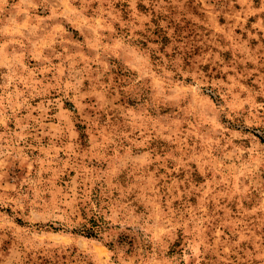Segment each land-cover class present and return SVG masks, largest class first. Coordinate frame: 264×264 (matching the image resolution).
Masks as SVG:
<instances>
[{
  "label": "rangeland",
  "instance_id": "1",
  "mask_svg": "<svg viewBox=\"0 0 264 264\" xmlns=\"http://www.w3.org/2000/svg\"><path fill=\"white\" fill-rule=\"evenodd\" d=\"M8 2L12 7L0 14V95L3 94L2 86L7 82L9 97L13 92L21 93L17 101L26 100L31 106L33 119L29 123L36 125L41 133L55 132L57 126L63 123L78 143L69 144L67 140L53 143V137L47 134L39 140L28 137L26 142L21 141L17 145V153L22 152V155L16 159L8 157L0 167V195L9 197L0 205V213L3 214L0 224L5 225L0 237H6L0 244V253L4 254L6 264H10L14 257L16 264H107L110 258L115 259L110 254L116 252L126 257L123 264H144L148 259L146 254L151 253V246L140 244L130 230L128 233H113L114 239H105L103 218H89L84 209L80 210L79 218L88 220L92 227L76 229L65 235L62 228L48 222L49 216L14 211L11 204L17 189L28 193L25 178L35 177L37 171L39 178L45 182L56 177L53 182L57 190L72 187L70 181H77L78 169L82 166L118 177L121 187L135 171L130 165L135 163L133 156L137 149L129 151L127 141L118 150L110 148L105 163L99 166V158L104 153L95 150L93 143L99 133L89 134V123L81 114L95 115L90 105L97 103L96 96L87 93H99L101 86L109 84L117 85L123 97L115 101L116 107L127 109L129 118L134 119L139 114V104L124 92L133 77L137 80L141 77L136 64H130L128 59L122 61L118 55L91 54L102 46L118 51L119 37L109 29H116L120 35L124 32L129 36L133 34L129 29H121V20L137 24L135 35L139 39L131 48H139L143 52L151 45H157L162 54L173 48L164 56L149 52L146 60L132 52V56L145 66L143 79L154 87L160 86L158 77L161 71L169 74L176 72L171 66L165 69L163 61H175L179 53L183 57V67L179 72L191 70L193 74L184 76L177 72L168 83L175 87L178 95L191 86L193 98L203 109L198 113L191 101L182 104L186 111L194 114L180 124L176 143L163 139L150 141L152 151L157 154L178 149L183 142L185 148L197 149L196 160L202 161L189 163L188 166L193 169L190 177L183 170L171 171L169 183L173 179L185 181L171 193L173 205L179 207L183 201L189 206V215L185 220L190 219L195 210L196 217L203 220L204 236L211 250L204 251L201 246L197 253H193L184 231L177 229L176 239L167 245L164 252L166 264H175L176 261L179 264H264V11H257L262 6V0H253L251 9L239 0H151L150 4L144 3V0H136L135 4L132 0H113L111 10L117 19L111 23L108 22L109 5L102 4L101 0H91L90 3L86 0ZM137 16L150 17L143 21V31ZM109 37L112 38L111 44ZM185 42L187 51L181 52L179 47H173ZM70 57L78 58L74 66L82 70L79 73L82 77L81 92L85 94L79 101L68 99L63 91L53 87L61 85L68 88L70 83H74L65 78L67 73L61 75V71L69 67ZM202 57L206 62H199ZM148 66L152 67L151 76L147 72ZM197 69L207 81L201 89L203 97L211 100L213 105L223 106L226 93L247 101L242 115L233 113L232 120L227 116H221L219 120L228 128L226 136L239 133L243 137L242 140H233L237 147H243L237 155H233L231 146L225 149L223 159L215 152L205 155V140L202 137L213 126L204 123L207 117L204 115L203 97L195 96L194 76ZM56 76L60 79H55ZM217 82L219 87H215ZM28 85L31 87L28 88ZM110 91L115 96L116 89ZM151 93L152 89L147 87L140 90L145 104ZM68 96L74 97V93L69 91ZM8 112L11 113V109ZM171 113L170 107L159 109L160 117L167 118ZM28 115V109L21 106L15 118L6 122V128L0 124V132L9 129L18 132L17 123ZM147 115L156 117L152 109H148ZM36 118L42 120L38 125ZM109 118L114 124L124 121L123 115L108 112L101 117L102 123ZM128 130L131 131V127ZM208 139L214 137L209 135ZM0 143V151L9 147L7 142ZM81 150L83 154L78 160L72 158V152ZM36 158H39V163L33 162ZM149 171L156 169L150 166ZM159 172L163 175L164 169ZM73 191L79 194L80 189L75 187ZM92 196L95 202L98 199L95 187ZM177 196L180 200L175 199ZM45 198L53 200L54 194L47 192ZM137 210L142 212L144 209ZM21 229L32 231L34 239L52 241L59 246L23 249L21 255L17 239ZM88 229H93L91 231L95 234L88 236ZM125 246L127 250L121 251Z\"/></svg>",
  "mask_w": 264,
  "mask_h": 264
},
{
  "label": "clouds",
  "instance_id": "2",
  "mask_svg": "<svg viewBox=\"0 0 264 264\" xmlns=\"http://www.w3.org/2000/svg\"><path fill=\"white\" fill-rule=\"evenodd\" d=\"M47 3V0H44ZM62 2V0H58ZM90 3L91 0H86ZM136 0H132L135 4ZM151 0H144V3L150 4ZM243 6H247L251 9L253 0H239ZM101 3H107L109 5L108 22L115 21L117 17L113 15L111 5L113 0H101ZM8 0H0V14L4 13L7 8H11ZM257 11H264V0H262V6ZM247 14H251L248 12ZM150 17L141 18L139 16L136 19L140 22L141 30L143 31V21ZM239 20V16L236 17ZM121 29H129L133 34L128 35L124 32L120 35L116 32V29L110 28L109 31L119 37L120 44L118 51L113 48L105 49L103 46L97 50V52L91 53L92 55L103 54L106 57L111 55H118L121 60L128 59V62L135 63L137 71L140 72L141 77L137 80L133 77L129 82V87L124 90L125 95L130 99L136 100L139 104L137 110L139 114L135 115V118H129L127 109H119L116 107L115 101L122 99L121 93L117 85L109 84L101 86V91L96 93L92 91L87 93L89 95L96 96L97 103L90 105V108L95 112V115L82 112L85 119L89 123L90 135H96L93 141L95 150L103 152L104 155L100 156L98 164L100 167L105 163L107 152L110 148L120 149L124 142L129 143V151L132 148L137 149V153L133 156L134 165H130V168L134 166L135 171L130 175L123 187L120 186L118 177H113L110 173L96 172L94 169L82 166L78 169L79 176L77 181L71 182L72 187L66 190H57L53 181L56 177H53V181H42L39 178V172H36L35 177L29 176L25 178V183L28 184V193L24 194L21 189H17L16 196L11 199V204L14 206V211L18 210L21 213H31L35 215L42 213L49 216V223H55L57 227L63 229L65 235H70L73 230L91 228L92 225L88 223V220L80 219V210L84 209L89 218L92 216L102 217L104 225L102 232L105 239H114L113 233H128L130 230L131 235L136 237L140 244L144 246H151V253L146 254L148 259L144 264H166L164 260V252L168 244L173 242L177 237V229H181L185 233V238L188 242V246L192 249L193 253H197L201 246L204 247V251L211 250V245L208 244L207 238L204 236L203 220L196 217L195 210L191 213V218L185 220V217L189 215L186 204L181 201L179 207L173 205L174 191H177L179 185L185 183V181L169 180L172 179L169 175L171 171L180 172L184 171L187 176H191L193 169L188 165L190 162L195 161L202 163V161L196 160L197 149H188L183 146V142H180L178 149H171L165 153L157 154L152 151L150 141L153 139H163L168 142L176 143L177 133L179 132V126L183 122H186L194 113L186 111L182 104H188L191 101L199 111L203 110L199 101L193 98V89L188 86L186 92H182L180 95L176 93L174 86L168 82L172 78V75H192V71L179 72V69L183 67V57L179 53L176 54V60L163 61L164 68L167 69L171 66L176 72L169 74L167 71H161L159 79L161 81L160 86L154 87L149 81L143 79V72L145 66L137 61L136 57L132 56V52H136L139 57L147 59L149 52H155L157 55H167L173 51L170 47L167 53H160L159 46L151 45L148 50L141 51L139 48H131L130 46L138 41V37L135 35L137 30L136 23H127L120 21ZM111 37H109V43L111 44ZM184 45H173V47H179L181 52L187 51ZM78 60L77 57H70L68 64L69 67L61 71V75H64L66 79L74 83H70L68 88H64L61 85H53L58 91H63L65 97L68 99L75 98L79 101L85 93L81 92V76L80 71L74 66V62ZM200 63L206 62L202 57ZM47 71V69H45ZM148 75L152 74V67H147ZM55 79H60L56 76ZM195 83V96L203 97L201 92L202 87L207 84L199 70L197 69L194 76ZM219 82L215 87H219ZM3 94L0 95V124L5 125L9 119H14L19 113L21 106L25 107L29 111L28 117H22L21 121L17 123L19 129L18 132H12L10 129L5 132H0V142H7L9 147L0 151V167H3L8 157L13 159L22 155V152L17 153V145L21 141L27 140L31 137L33 140H39L43 135L47 134L53 137V143L55 141L67 140L69 144H77L73 133L69 132L61 123L57 126V131L51 133H41L36 125L29 123L33 119L31 116V106L24 101H17L18 96H22L21 93L13 92L11 98L8 95L7 82L2 86ZM31 85H28L30 88ZM152 89V93L147 104L144 103L140 90L143 88ZM25 89V91L28 90ZM183 88V85H182ZM111 89H116L115 96L112 95ZM135 89V91H133ZM72 91L73 96H68V92ZM211 94V93H210ZM204 115L207 119L204 123H210L213 127L209 128L202 139L205 140L204 151L205 155H211L213 152L217 154L220 159H223L224 151L228 146L233 149V155H237L243 151V147H237L233 144L234 139L242 140L243 137L239 133H232L226 136L228 131L226 125L219 123L221 116H227L229 120L233 119V113L242 115L244 111V105L247 101H241L239 96L233 97L230 93L225 94V104L221 107H217L212 104L211 100L207 97H203ZM162 107L172 108V113L169 117H160L159 109ZM11 109V113L8 112ZM148 109H152L156 113L155 118H150L147 115ZM108 112H115L117 116L123 115V123H113L112 119L106 123H102L101 117ZM197 113V114H198ZM43 115V114H42ZM42 122L41 118H36V124ZM95 126V127H93ZM131 127V131H129ZM35 132V135L32 133ZM139 133L137 136L136 134ZM211 135L214 139L209 140L208 136ZM221 141H224L222 144ZM30 147V145H25ZM2 147V143H0ZM14 153H16L14 155ZM83 154V151L72 152L71 156L75 160ZM89 158H93L89 156ZM34 163H39V158H36ZM71 166V165H70ZM150 166L155 167L156 171L150 172ZM163 168L164 174L160 175L159 170ZM243 175V173H241ZM128 185H135V187H128ZM143 185V187H140ZM23 186H21L22 188ZM78 187L80 189L79 194L73 191V188ZM98 190V199L92 196L93 188ZM193 186V190H194ZM188 190V191H193ZM52 192L54 194L53 200H47L45 193ZM118 192L119 195H114ZM150 193V195H146ZM176 200H180V197H175ZM9 200L7 195H0V205L3 202ZM143 207V211L137 209ZM3 214L0 213V217ZM6 223H11L6 221ZM5 225L0 224V231L4 229ZM15 228V225L12 226ZM15 235V233H14ZM6 237H0V244L3 243V239ZM18 248L31 249L34 247H58L56 243L52 241H40L34 239L32 231L25 232L20 230V234L17 237ZM119 247V245H118ZM125 246L121 251H126ZM114 256L115 259H109L107 264H123L126 257L120 255V252L110 254V257ZM200 257H198L199 259ZM185 259L186 258H181ZM0 264H6L5 256L0 253ZM10 264H16V258L14 257ZM175 264H179L176 261Z\"/></svg>",
  "mask_w": 264,
  "mask_h": 264
},
{
  "label": "trees",
  "instance_id": "3",
  "mask_svg": "<svg viewBox=\"0 0 264 264\" xmlns=\"http://www.w3.org/2000/svg\"><path fill=\"white\" fill-rule=\"evenodd\" d=\"M91 230H93V229H88V236H93V234H95V232L94 231H91ZM92 232V233H91Z\"/></svg>",
  "mask_w": 264,
  "mask_h": 264
}]
</instances>
